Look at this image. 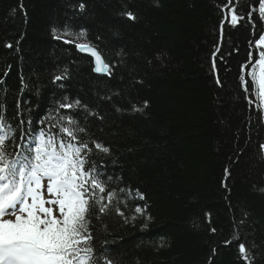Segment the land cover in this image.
<instances>
[{
	"label": "trees",
	"instance_id": "obj_1",
	"mask_svg": "<svg viewBox=\"0 0 264 264\" xmlns=\"http://www.w3.org/2000/svg\"><path fill=\"white\" fill-rule=\"evenodd\" d=\"M231 2L245 17L235 26L229 0H0V104L9 119L35 126L57 101L79 99L93 115L60 112L78 114L110 148L93 160L111 188L126 190L90 215L99 264H243L238 242L226 243L237 232L253 264H264V116L256 86L246 76V94L239 82L240 66L253 63L248 53L258 58L264 19L259 0ZM65 24L87 30L111 75L53 38Z\"/></svg>",
	"mask_w": 264,
	"mask_h": 264
},
{
	"label": "snow or ice",
	"instance_id": "obj_2",
	"mask_svg": "<svg viewBox=\"0 0 264 264\" xmlns=\"http://www.w3.org/2000/svg\"><path fill=\"white\" fill-rule=\"evenodd\" d=\"M85 7L84 3L79 4L80 11ZM225 8L231 9L230 23L233 26L245 19L237 15V8L232 6L231 0ZM122 15L129 20L136 19L130 10ZM252 15L250 12L248 19ZM259 16L264 19V0H259ZM51 32L53 38L65 43L86 41L87 36L86 29L77 32L68 24L62 28L53 27ZM68 37L73 39H66ZM255 45L258 48L264 45V34L255 39ZM5 47L11 49L13 45L7 43ZM75 47L94 57L95 72L112 74V66L103 60L91 42H75ZM212 56L215 58L216 52ZM248 57L253 63L240 66L239 82L246 94L249 93L246 76L257 86V112L261 114L264 113V49L259 51L258 58L252 51ZM249 66L252 70L245 72ZM215 68L214 60L213 71ZM7 74L3 73L4 76ZM66 76V71L54 76L53 83ZM3 83L0 80V84ZM20 83L23 91L26 87L23 79ZM216 83L221 84L218 76ZM4 91L6 99L7 90ZM146 107L147 101L143 107L133 104L131 111L142 112ZM81 108L87 115H93L79 99L65 97L63 101H57V107L52 110L55 115L46 112L33 126L32 120L21 119L14 123V118L10 120L8 117L7 104H0V264H99L90 215L96 209L100 214L106 213L118 194L126 190L111 188L109 181L112 177L105 179V173L93 160L99 153L109 154L110 148L92 138L78 114L60 112L61 109ZM117 111L121 109L117 108ZM25 124L28 126L24 127ZM258 149L264 156V143H259ZM228 173L226 168V177ZM260 190L264 191V188ZM136 196L145 199L139 190H136ZM134 211L142 215L145 209L137 206ZM234 241L238 242L243 264H253L255 258L246 244L239 242L238 232L226 243ZM104 261L105 264H114L107 257Z\"/></svg>",
	"mask_w": 264,
	"mask_h": 264
},
{
	"label": "rangeland",
	"instance_id": "obj_3",
	"mask_svg": "<svg viewBox=\"0 0 264 264\" xmlns=\"http://www.w3.org/2000/svg\"><path fill=\"white\" fill-rule=\"evenodd\" d=\"M255 47H256V49L258 50V56H259V51H260L261 49H264V45L260 46L259 48L255 45ZM251 70H252V69H251V67H250L249 72H250ZM263 114H264V113H263Z\"/></svg>",
	"mask_w": 264,
	"mask_h": 264
},
{
	"label": "water",
	"instance_id": "obj_4",
	"mask_svg": "<svg viewBox=\"0 0 264 264\" xmlns=\"http://www.w3.org/2000/svg\"><path fill=\"white\" fill-rule=\"evenodd\" d=\"M84 53H85V52H84ZM85 54L89 55V56L93 59V64H94V67H95V60H94V57H92V56L90 55V53H85ZM102 74H104V73H102Z\"/></svg>",
	"mask_w": 264,
	"mask_h": 264
},
{
	"label": "bare ground",
	"instance_id": "obj_5",
	"mask_svg": "<svg viewBox=\"0 0 264 264\" xmlns=\"http://www.w3.org/2000/svg\"><path fill=\"white\" fill-rule=\"evenodd\" d=\"M237 15H238V16H243V15H241V13H238V12H237ZM244 16H245V15H244Z\"/></svg>",
	"mask_w": 264,
	"mask_h": 264
}]
</instances>
